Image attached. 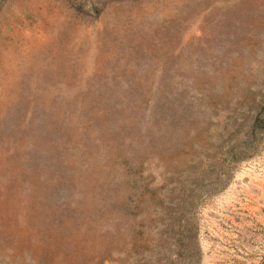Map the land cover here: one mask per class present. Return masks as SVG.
<instances>
[{
	"label": "rangeland",
	"instance_id": "rangeland-1",
	"mask_svg": "<svg viewBox=\"0 0 264 264\" xmlns=\"http://www.w3.org/2000/svg\"><path fill=\"white\" fill-rule=\"evenodd\" d=\"M263 111L264 0H0V264H264Z\"/></svg>",
	"mask_w": 264,
	"mask_h": 264
},
{
	"label": "trees",
	"instance_id": "trees-1",
	"mask_svg": "<svg viewBox=\"0 0 264 264\" xmlns=\"http://www.w3.org/2000/svg\"><path fill=\"white\" fill-rule=\"evenodd\" d=\"M252 130L255 131L256 129H264V111L261 114H258L257 119L254 121L252 125ZM250 155V153L248 154ZM196 201V197H194L192 194L188 195L186 199L180 204V202H174L170 201L172 204V210L174 212H171L172 215L170 219L177 218L179 229L182 234V241L192 242V239L196 237V226L193 224V216H194V203ZM177 207V208H176ZM176 208V209H175ZM179 214V217L177 213ZM175 215V217L173 216ZM168 221L169 223L171 222ZM168 223V224H169Z\"/></svg>",
	"mask_w": 264,
	"mask_h": 264
}]
</instances>
